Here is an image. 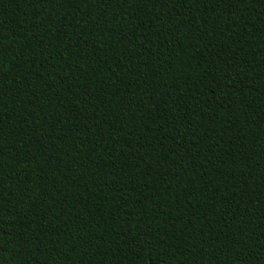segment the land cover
I'll return each mask as SVG.
<instances>
[{
	"label": "trees",
	"instance_id": "16d2710c",
	"mask_svg": "<svg viewBox=\"0 0 264 264\" xmlns=\"http://www.w3.org/2000/svg\"><path fill=\"white\" fill-rule=\"evenodd\" d=\"M0 264H264V0H0Z\"/></svg>",
	"mask_w": 264,
	"mask_h": 264
}]
</instances>
